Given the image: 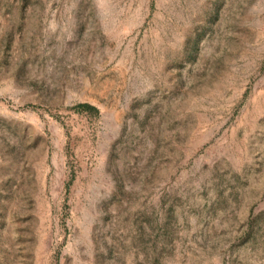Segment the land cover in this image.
<instances>
[{"label": "rangeland", "instance_id": "rangeland-1", "mask_svg": "<svg viewBox=\"0 0 264 264\" xmlns=\"http://www.w3.org/2000/svg\"><path fill=\"white\" fill-rule=\"evenodd\" d=\"M0 264H264V0H0Z\"/></svg>", "mask_w": 264, "mask_h": 264}, {"label": "trees", "instance_id": "trees-1", "mask_svg": "<svg viewBox=\"0 0 264 264\" xmlns=\"http://www.w3.org/2000/svg\"><path fill=\"white\" fill-rule=\"evenodd\" d=\"M82 107L88 108L89 106L86 105V106H82Z\"/></svg>", "mask_w": 264, "mask_h": 264}]
</instances>
